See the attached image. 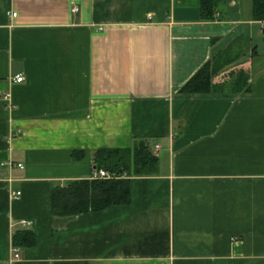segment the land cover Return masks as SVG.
I'll use <instances>...</instances> for the list:
<instances>
[{
	"label": "crops",
	"instance_id": "0c3cea01",
	"mask_svg": "<svg viewBox=\"0 0 264 264\" xmlns=\"http://www.w3.org/2000/svg\"><path fill=\"white\" fill-rule=\"evenodd\" d=\"M207 63L210 90L182 91ZM141 143L154 170L108 179L128 203L60 202ZM0 264H264L253 0H0Z\"/></svg>",
	"mask_w": 264,
	"mask_h": 264
},
{
	"label": "trees",
	"instance_id": "16d2710c",
	"mask_svg": "<svg viewBox=\"0 0 264 264\" xmlns=\"http://www.w3.org/2000/svg\"><path fill=\"white\" fill-rule=\"evenodd\" d=\"M223 5L224 0H201V14L204 18H214ZM253 10L256 19L264 20V0H253ZM213 73V66L207 63L185 84L182 91L188 93L209 91ZM244 78L248 77L244 76ZM246 91H250V87ZM95 158L97 167H103L112 173L127 175L149 174L157 163L156 156L143 143L134 149L133 154L131 151L122 149L98 150ZM59 200L61 203H75L76 210L89 207L101 209L110 205L125 204L130 200V181L126 179L83 181L76 184L75 191L61 195ZM24 236L28 244L33 243L34 237L31 232H27ZM15 244L18 242L15 241Z\"/></svg>",
	"mask_w": 264,
	"mask_h": 264
},
{
	"label": "built area",
	"instance_id": "2783aa9c",
	"mask_svg": "<svg viewBox=\"0 0 264 264\" xmlns=\"http://www.w3.org/2000/svg\"><path fill=\"white\" fill-rule=\"evenodd\" d=\"M73 11L74 12H77L78 11V6H74L73 8ZM15 15V14H13ZM25 78L23 75H17L15 78H14V82H17V83H22L24 82ZM3 99L4 101L6 102H9L10 100V95L8 93H5L3 95ZM117 176L113 173H110L109 171L105 170V169H99V168H95L93 171H92V174H91V179L93 180H99V179H112V178H116ZM21 193H18L17 195L19 196ZM16 258H19V254L16 253L15 255Z\"/></svg>",
	"mask_w": 264,
	"mask_h": 264
}]
</instances>
